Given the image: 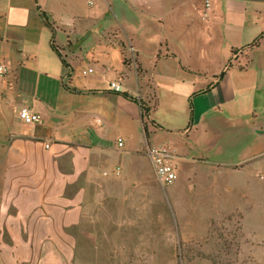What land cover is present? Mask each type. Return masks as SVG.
<instances>
[{
    "label": "crops",
    "instance_id": "0c3cea01",
    "mask_svg": "<svg viewBox=\"0 0 264 264\" xmlns=\"http://www.w3.org/2000/svg\"><path fill=\"white\" fill-rule=\"evenodd\" d=\"M54 1L0 0V264H77L88 191L117 180L122 189L144 185L139 163L110 168L113 150L152 166L148 149L170 144L176 167L194 177L203 166L244 167L264 154L263 141L242 148L250 161L221 164L210 155L264 135V37L244 49L264 33V0H211L207 20L204 0H130L127 10L116 7L119 25L104 29L93 24L96 13L67 6L65 22L55 4L66 0ZM43 13L69 32L53 33ZM124 93L153 107L147 133L140 104ZM22 109L39 121L23 123Z\"/></svg>",
    "mask_w": 264,
    "mask_h": 264
},
{
    "label": "rangeland",
    "instance_id": "374dc122",
    "mask_svg": "<svg viewBox=\"0 0 264 264\" xmlns=\"http://www.w3.org/2000/svg\"><path fill=\"white\" fill-rule=\"evenodd\" d=\"M93 1L91 6L86 0L55 5L65 22H69L67 14L73 10L96 13L93 24L102 29L119 25L115 18L118 5L125 10L131 5L130 0H110L112 14L108 0ZM65 6L71 7L69 13ZM52 26L68 32L70 28L66 24ZM96 37L93 34L82 50H87ZM83 70L78 69L76 74L80 80L86 77ZM114 80L118 82L119 76ZM140 88L151 96L147 81L141 80ZM263 141L264 135L234 141L226 144L225 153H210L211 159L221 164L246 158L250 161V154L241 156L242 148H255ZM179 142L186 144L185 139ZM123 152L120 148L108 153L110 168L120 159L127 165L139 163L145 174L137 182L144 185L122 189L117 180L97 185L94 193L88 191L76 241L77 264H264V154L244 167L203 166L195 177L178 162L179 180L163 186L153 164L133 153L120 158ZM188 181L194 189L186 186Z\"/></svg>",
    "mask_w": 264,
    "mask_h": 264
},
{
    "label": "built area",
    "instance_id": "2783aa9c",
    "mask_svg": "<svg viewBox=\"0 0 264 264\" xmlns=\"http://www.w3.org/2000/svg\"><path fill=\"white\" fill-rule=\"evenodd\" d=\"M88 5H93V0H87ZM211 11V0H204V6L201 11V17L203 20H207ZM93 70L90 69L89 72ZM6 67L0 63V79L6 74ZM111 88L116 91L120 90V87L112 82ZM20 120L27 124L32 125L39 121V115L33 113L28 109H22L19 112ZM119 146H122V142L119 141ZM148 156L151 158L152 163L155 168V173L158 180L161 182L163 186H172L174 185L180 178L179 171L175 165V151L170 144H161L157 147H150L148 149Z\"/></svg>",
    "mask_w": 264,
    "mask_h": 264
},
{
    "label": "trees",
    "instance_id": "16d2710c",
    "mask_svg": "<svg viewBox=\"0 0 264 264\" xmlns=\"http://www.w3.org/2000/svg\"><path fill=\"white\" fill-rule=\"evenodd\" d=\"M42 15H43V17H44V19H45V21H46L47 26L52 30L53 33H55L54 28L52 27V25H50V24L48 23V21H47V17L45 16V14L43 13ZM54 36H55V35H54ZM54 36H53V39H52V40H54ZM261 37H264V33L260 36V38H258V39H257L255 42H253L251 45H249L248 47H244V49H245V48H252V47L257 46L258 43H259V40L261 39ZM51 48H52V49L58 54V56L60 57V59H61V61H62V64H63L64 66H66V67H70V66L67 64L66 60L63 58V56H62L61 52L59 51V49L54 45V41H52ZM124 64H127L126 59H124ZM229 64H230V66H231V63H229ZM68 77H70V73H69ZM65 88H67V86H65ZM123 96L126 97V98H128V99L134 100V101H136V102H138V103L140 104V106H141V108H142V118H143V121H144V129H145V131H146V133H147V124H146L145 121H146V119H149V116H150V113H151L153 107H150L149 103H146V102L143 101V100H139V99H137V98H132V97L129 96L127 93H124ZM154 106H155V105H154ZM152 124H155V123L153 122Z\"/></svg>",
    "mask_w": 264,
    "mask_h": 264
}]
</instances>
